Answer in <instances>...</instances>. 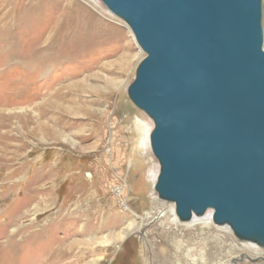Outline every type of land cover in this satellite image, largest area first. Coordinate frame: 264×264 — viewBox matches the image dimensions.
<instances>
[{"label":"rangeland","instance_id":"1","mask_svg":"<svg viewBox=\"0 0 264 264\" xmlns=\"http://www.w3.org/2000/svg\"><path fill=\"white\" fill-rule=\"evenodd\" d=\"M10 3L6 7L8 12L6 9L3 12L7 13L10 27L16 26L20 13L26 18L34 15L22 26L24 35L16 30L17 26L14 28L20 36L10 42L27 44L34 36L37 39L51 30L53 24L61 23L64 26L54 37L58 38L56 43L66 47L59 50L60 54L59 51L54 54L59 62L51 64L47 72L39 73L31 72L16 60L7 62L9 54L12 59L18 55L12 51L6 54L0 42V264H25L26 259L33 258L31 254L40 252L44 241L50 244L51 238H54L51 250L56 251H50L54 260L49 264H89L94 259L102 260L98 264H148L153 257L148 254L150 244H145L136 233L130 234L127 242L124 238L117 247L112 246L111 240L113 235H121L130 219H136L141 226L148 219L146 216L150 219L146 222L147 230L150 224H158L164 231L172 227L183 238V227L174 226L173 218L162 223L165 213L161 211L165 207H159L155 200L152 176L155 170L159 174L158 160L151 149L146 157L137 147L143 125L136 118L144 116L148 122L152 120L132 103L127 89L146 54L127 24L98 0ZM39 9L38 15L32 12ZM77 22L87 28L76 29ZM20 45L18 50L24 54ZM51 90L57 98L61 97L60 102L54 96L46 97ZM100 110H105L106 115ZM113 127L117 129L111 134ZM113 145L120 158L116 155L108 161L105 154ZM115 166L125 170L124 180L130 183L131 195L130 199L127 195L126 201L112 197L114 184L118 188L124 186L114 175L116 171L110 169ZM105 168L107 173L103 171ZM89 174L94 180L89 179ZM75 212L76 223L72 218ZM107 216L120 221L106 225ZM86 221L99 225L103 222L107 228L96 237L109 236V244L89 247L86 243L89 233L79 236L72 233L74 228L82 230ZM145 234L144 230L141 235ZM190 237L192 246L187 248L184 233L180 241L185 246L182 250L176 247L175 239L169 241L175 253L174 262L180 257L183 264H203L199 253L207 246L204 239L209 238V243L218 245L213 243L212 251L222 258L215 264H264V248L238 240L230 228L214 224L211 229L192 231ZM218 239H224L225 250ZM74 240L83 243L74 248ZM92 250L94 253L89 256ZM160 252L165 253L164 246ZM76 254L83 263H76Z\"/></svg>","mask_w":264,"mask_h":264},{"label":"water","instance_id":"2","mask_svg":"<svg viewBox=\"0 0 264 264\" xmlns=\"http://www.w3.org/2000/svg\"><path fill=\"white\" fill-rule=\"evenodd\" d=\"M146 54L127 92L154 123L155 191L264 248L263 0H100Z\"/></svg>","mask_w":264,"mask_h":264},{"label":"bare ground","instance_id":"3","mask_svg":"<svg viewBox=\"0 0 264 264\" xmlns=\"http://www.w3.org/2000/svg\"><path fill=\"white\" fill-rule=\"evenodd\" d=\"M11 0H0V42H3V46H2V49L5 51L6 54H8L9 52H14L16 53L18 56L15 58V59H12L11 57L13 56L12 54H9L8 55V58H6V61H14L16 60L19 64H22L24 63V65L26 66V68L28 70H30L31 72H39V73H45L49 70L51 64H54L56 62H59L60 60L58 59V56H54L55 53H58L59 50H63L65 46H60V44L56 43L58 42V38H55L54 35L58 33V30L61 29L64 24H61V23H58L57 24H53L52 28H50L51 30L47 31L46 33L42 34L40 37H38L37 39L35 38L34 36V39L31 40L30 42H28L27 44H24L22 43L21 46L17 41L16 42H10L11 40L15 39L17 40V38L22 35L24 33V30H23V25L24 23H27L29 20L30 17H34V15H29L30 17L26 18L25 15H22L21 13L18 15L19 19L17 20L18 22L16 23V30H19L20 31V35L17 34V31H13L14 28L16 26H11L9 25L8 23V20H7V13L6 15L3 14V12L5 11L6 7L8 8V6H10V3ZM17 1V0H16ZM100 2V4H102L104 6V4L98 0ZM14 4V3H13ZM106 8V7H105ZM16 9V8H15ZM107 9V8H106ZM21 10V9H20ZM108 10V9H107ZM7 11V9H6ZM32 11L34 12L35 14H39V11ZM109 11V10H108ZM8 12V11H7ZM27 12V11H26ZM31 12V13H32ZM110 12V11H109ZM111 13V12H110ZM112 14V13H111ZM9 16H11V11L10 13L8 14ZM113 15V14H112ZM67 16V15H66ZM69 16V15H68ZM13 17V15H12ZM9 19H11V17H9ZM13 19V18H12ZM32 19V18H31ZM59 19V18H58ZM35 20V19H34ZM33 20V21H34ZM71 20V19H70ZM11 21V20H10ZM81 21V19H80ZM55 22V21H53ZM52 22V23H53ZM82 22V21H81ZM84 22V21H83ZM82 22V23H83ZM29 23V22H28ZM80 22H77L76 24H74V27L78 30H83V28H87V26H82ZM35 24V23H34ZM2 25L5 26V28L3 27L2 28ZM26 25V24H25ZM52 25V24H51ZM28 27V26H27ZM73 27V28H74ZM25 29V28H24ZM77 30V31H78ZM50 32V33H49ZM32 33V32H31ZM47 33H49V35H47ZM25 34V33H24ZM23 34V35H24ZM40 35V34H39ZM53 35V36H52ZM134 36V35H133ZM64 40V39H63ZM69 42V41H68ZM20 45V48L22 49L23 53L24 54H20L18 48H19V45ZM61 43V42H60ZM67 43V42H66ZM63 44V43H62ZM72 46V45H71ZM69 48H71L70 46H68ZM25 48V49H24ZM24 49V50H23ZM67 50V49H66ZM70 50V49H69ZM18 51V52H17ZM68 51V50H67ZM59 54H60V51H59ZM60 57V56H59ZM16 63V62H15ZM8 64V63H7ZM51 89V88H49ZM52 97L54 96L53 99H56L59 100L60 102V99L61 97L58 96V98L53 94L52 90L51 92L46 96V97ZM48 100V99H46ZM98 113V112H97ZM100 113L105 116L106 115V111L105 110H100ZM136 120L139 122L140 125H143L142 126V133H141V138L139 140V143L137 145L138 148H140V150L142 152H144L145 156L147 157L148 154H149V151L151 149V146H150V134H151V130H152V124L153 121L150 123L148 122V120H146L144 118V116H138L136 118ZM116 124V123H115ZM117 125V124H116ZM117 128L113 127L112 130H111V134H113V131H115ZM100 138L104 137V136H99ZM117 147L115 145H113L110 150H107L106 153L108 154H105L106 156H108V161H110V157H114L117 155V157L119 156L120 158V152L119 151H116L115 153V149ZM118 152V153H117ZM154 158V157H153ZM110 159V160H109ZM102 161V160H101ZM113 164V163H112ZM61 165V164H60ZM110 165V164H109ZM122 165V164H121ZM159 166V165H158ZM102 167H105V166H102ZM118 166H115V167H111L110 169L114 171H116L114 173V175H116V177H118V180L122 183H124V186L122 187H117L118 185H113V193H114V197L113 199L115 200H118V199H121L122 201H126L125 198H127V195L129 194L128 198L130 197L131 195V187H130V183L129 181H125L124 180V175H125V170L123 168H117ZM146 167V166H145ZM109 168V167H108ZM111 170V171H112ZM104 173L107 171V169L105 168L104 170ZM158 171H159V168H158ZM110 171H108L109 173ZM132 172V171H131ZM107 173V172H106ZM131 176V173L129 174ZM159 174H157V170H155V172L153 171V178H154V183L155 180H157V177H158ZM89 179H93V176L92 174H89ZM109 178V177H107ZM130 178V177H129ZM113 180V178H112ZM72 181V180H71ZM116 181V180H115ZM114 181V183H115ZM78 184V183H77ZM119 184V183H118ZM126 184V185H125ZM75 187V186H74ZM155 191V190H154ZM142 194V193H141ZM144 195V194H143ZM154 196H155V200L157 203H160L158 206L159 207H165V209L163 211H161V213H165L164 214V219L162 220V223L165 222L166 220H171V222L174 224V226H177V228L179 229V227H183L182 230L184 232L183 233V238H184V233H185V237L187 238L186 240V247L188 248L190 245L192 246V244H190L192 241H193V238L190 237L191 235V232L192 231H197V230H201V229H211L212 226L214 225V222H213V212L212 211H208L207 214L203 217H197V216H193L192 219L188 222H183L179 219L177 213H176V210H175V205L173 204V206H164V204H161L163 202H159V197H157V194H156V191L154 192ZM130 199V198H129ZM161 201V200H160ZM99 202V201H98ZM129 202V200L127 199V203ZM130 203V202H129ZM96 206V205H95ZM114 206V205H113ZM96 208V207H95ZM161 209V208H160ZM93 210V208H92ZM95 211V210H94ZM101 211V210H100ZM97 214V213H96ZM90 215V214H89ZM212 215V216H211ZM74 216V223L77 222L78 218H77V212L73 213L72 214V218ZM95 216V215H94ZM105 216V215H104ZM103 216V217H104ZM86 217V216H85ZM91 217V216H90ZM98 217V216H97ZM99 218V217H98ZM108 218V216H107ZM105 218V219H107ZM145 218H148L146 221H142V224L140 226V223H137L136 219H130L128 221V225L126 226V229L121 233V235L119 236H113L111 237V240H113V243H112V246L113 247H117L120 243V241H122L124 238H127L130 234L132 233H136L138 236L141 237V240L145 241V244L148 243L150 244V247L151 249L149 248L148 249V254L150 253L151 255H153V257L150 259V261H147L148 264H183L182 261H181V258L178 257V258H175V262L173 261L172 257H175V253L174 251L172 250L171 246H170V240L173 241V239H175V245L178 249L182 250L183 247H185L183 244H181V239L183 238H180V235H178L177 232H174L175 230H173V228H169V229H166L164 231V228L161 227H158L157 225L158 224H154L153 226H151L150 224V229L147 230L146 227V222L149 223L150 219L148 216H146ZM95 219V218H94ZM112 219V218H111ZM111 219H107V223L106 225H109L110 223H112V225H116L119 223V219L118 221L115 219V220H111ZM90 220V219H89ZM96 220V219H95ZM122 220V219H121ZM127 221V220H126ZM87 222V223H86ZM84 224V227L82 228V230H78L77 228H74V232L72 233H76L74 235H81V234H88L89 233V236L88 238L86 239V243L88 244L89 247H94L95 245H107L109 244L110 240H109V236L108 237H105L103 239L101 238H97L96 235L99 234L100 230H103L105 228L106 225H104V223L100 224L99 223H92L90 224L91 222L90 221H86ZM98 222V221H97ZM144 222V223H143ZM126 223V222H125ZM121 225V224H120ZM219 227V226H218ZM225 228H229L228 226H224ZM107 228V226H106ZM110 228V227H109ZM186 229V230H185ZM145 230V236L141 235L143 233V231ZM84 232V233H83ZM205 234V233H204ZM210 234V233H209ZM110 235V234H109ZM84 236V235H83ZM111 236V235H110ZM207 236V235H206ZM205 236V237H206ZM55 237V236H54ZM129 238H127L125 240V242H127ZM54 240V238H51V242L50 244H48L46 241H44V245L42 246L40 252H36L38 253L39 255L37 256L36 253H33L31 255H33V258H30V259H26L25 260V264H49L50 261H53L54 260V257L53 255L50 254V251H56V248L54 250H51L53 247H52V241ZM89 240V242L87 241ZM201 240V239H200ZM36 241V239H35ZM211 239L209 238H206V241L204 239V242L206 243L207 246H205L206 248L205 249H201L199 255L201 257V259L204 261L205 264H215L218 260H222L219 259V255L216 251H212V244L214 242H211ZM218 241L221 242L220 246L221 248H223L224 250L227 248L226 244H225V241L224 239H218ZM38 242V241H37ZM36 242V243H37ZM124 242V243H125ZM83 243L82 240H74V248L77 247V246H80L81 244ZM215 244V243H214ZM161 246H164V251L165 253H162L160 252V247ZM183 246V247H182ZM215 246H218L215 244ZM108 248L111 247V245L107 246ZM73 249V248H72ZM94 249V248H92ZM107 249V248H106ZM119 249V248H118ZM190 250V249H189ZM189 250L186 252L187 255H189ZM93 251V250H92ZM42 256L41 254L44 253ZM184 252V251H183ZM231 252V250L229 251V253ZM48 253V254H47ZM74 253V252H73ZM93 252H90L89 253V256L92 255ZM61 254H64V253H61ZM82 255V254H81ZM182 255V252L181 254ZM5 260H7V258L5 256H3ZM76 258V263H83V259L82 257H80L79 254H76L74 256ZM147 258L149 259V257L147 256ZM196 262V260H194ZM102 260H92L89 264H98V263H101ZM203 263V264H204ZM22 264V263H20Z\"/></svg>","mask_w":264,"mask_h":264}]
</instances>
